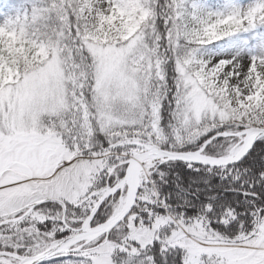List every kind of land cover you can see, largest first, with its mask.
<instances>
[{"label":"snow or ice","instance_id":"obj_1","mask_svg":"<svg viewBox=\"0 0 264 264\" xmlns=\"http://www.w3.org/2000/svg\"><path fill=\"white\" fill-rule=\"evenodd\" d=\"M0 264H264V0H0Z\"/></svg>","mask_w":264,"mask_h":264}]
</instances>
